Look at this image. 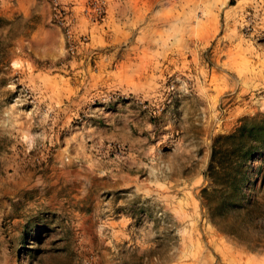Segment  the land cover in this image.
<instances>
[{
	"label": "rangeland",
	"instance_id": "1",
	"mask_svg": "<svg viewBox=\"0 0 264 264\" xmlns=\"http://www.w3.org/2000/svg\"><path fill=\"white\" fill-rule=\"evenodd\" d=\"M0 264H264V0H0Z\"/></svg>",
	"mask_w": 264,
	"mask_h": 264
},
{
	"label": "trees",
	"instance_id": "2",
	"mask_svg": "<svg viewBox=\"0 0 264 264\" xmlns=\"http://www.w3.org/2000/svg\"><path fill=\"white\" fill-rule=\"evenodd\" d=\"M241 133L218 136L210 145L209 160L204 173L209 189L200 190L202 207L212 220L222 219L225 206L236 208L237 200H229V195L237 191L238 174L253 149L242 140Z\"/></svg>",
	"mask_w": 264,
	"mask_h": 264
},
{
	"label": "bare ground",
	"instance_id": "3",
	"mask_svg": "<svg viewBox=\"0 0 264 264\" xmlns=\"http://www.w3.org/2000/svg\"><path fill=\"white\" fill-rule=\"evenodd\" d=\"M62 47H63V45H62V43L60 42V44H59V46H58V50H57V51H58L57 53H58L59 55H61V53H62V50H63Z\"/></svg>",
	"mask_w": 264,
	"mask_h": 264
}]
</instances>
